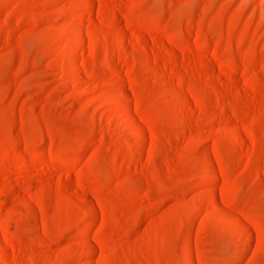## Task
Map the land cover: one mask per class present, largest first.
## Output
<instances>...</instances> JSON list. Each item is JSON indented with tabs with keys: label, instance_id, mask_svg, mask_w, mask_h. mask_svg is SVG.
<instances>
[{
	"label": "rangeland",
	"instance_id": "rangeland-1",
	"mask_svg": "<svg viewBox=\"0 0 264 264\" xmlns=\"http://www.w3.org/2000/svg\"><path fill=\"white\" fill-rule=\"evenodd\" d=\"M0 264H264V0H0Z\"/></svg>",
	"mask_w": 264,
	"mask_h": 264
},
{
	"label": "bare ground",
	"instance_id": "bare-ground-1",
	"mask_svg": "<svg viewBox=\"0 0 264 264\" xmlns=\"http://www.w3.org/2000/svg\"><path fill=\"white\" fill-rule=\"evenodd\" d=\"M189 259V258H188ZM190 260V259H189Z\"/></svg>",
	"mask_w": 264,
	"mask_h": 264
}]
</instances>
